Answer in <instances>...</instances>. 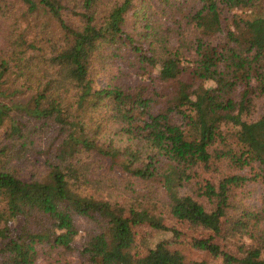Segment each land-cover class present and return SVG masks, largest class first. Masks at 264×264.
<instances>
[{
	"label": "trees",
	"instance_id": "trees-1",
	"mask_svg": "<svg viewBox=\"0 0 264 264\" xmlns=\"http://www.w3.org/2000/svg\"><path fill=\"white\" fill-rule=\"evenodd\" d=\"M260 101L264 0H0V264H264Z\"/></svg>",
	"mask_w": 264,
	"mask_h": 264
},
{
	"label": "rangeland",
	"instance_id": "rangeland-1",
	"mask_svg": "<svg viewBox=\"0 0 264 264\" xmlns=\"http://www.w3.org/2000/svg\"><path fill=\"white\" fill-rule=\"evenodd\" d=\"M100 84L103 85V79H100ZM264 112V101H260L257 107V112L255 117ZM241 173H244L243 171ZM212 178V175L208 172L204 173V179L209 180ZM247 198L246 202L248 206L253 208H258L260 205L261 199L264 197V186L260 183H253L248 185ZM76 223L79 227V234L75 239L74 245L75 247H80L83 241L84 230L91 227V222L87 219L83 218H76ZM174 228L180 233L177 238H174L169 233H163L151 236V230L148 227H138L137 233L135 234V242H136V252L141 254H145L146 251L153 247L155 243L159 240H167V244L174 245L178 244L181 245L183 254L187 258L188 261L193 260H201L207 258L204 253L198 252L195 249L191 248L188 244H190L195 239H202V238H212L213 241L218 242L221 244L220 239L212 234L211 232L205 231H192L189 227L184 223H177L174 225ZM154 234V233H153ZM135 252V253H136ZM232 253L235 254V250H231ZM36 264H45L44 261L41 259L37 261Z\"/></svg>",
	"mask_w": 264,
	"mask_h": 264
}]
</instances>
